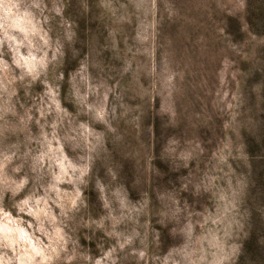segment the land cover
Wrapping results in <instances>:
<instances>
[{
  "label": "clouds",
  "instance_id": "9594fccd",
  "mask_svg": "<svg viewBox=\"0 0 264 264\" xmlns=\"http://www.w3.org/2000/svg\"><path fill=\"white\" fill-rule=\"evenodd\" d=\"M101 7L116 16V5ZM66 9V0H0V264H121L129 257L133 264H238L249 189L240 166L248 167V157L234 147L228 124L202 170L201 143L169 139L170 171L186 174L175 186L154 190L161 205L154 216L151 196L133 199L113 168L104 170L108 182L99 173L93 177L107 137L124 138L116 122L137 117L127 119L132 109L87 53L66 75L69 52L73 59L80 55ZM108 35L114 37L111 30ZM8 136L17 139L5 142ZM90 188L99 203L96 216L88 213ZM153 220L177 242L163 249L156 227L161 251L150 254ZM80 230L110 243H96L95 254L86 251Z\"/></svg>",
  "mask_w": 264,
  "mask_h": 264
},
{
  "label": "rangeland",
  "instance_id": "374dc122",
  "mask_svg": "<svg viewBox=\"0 0 264 264\" xmlns=\"http://www.w3.org/2000/svg\"><path fill=\"white\" fill-rule=\"evenodd\" d=\"M66 3L65 16L78 33L75 47L80 52L76 59L69 52L66 75L87 53L90 62L104 69L101 75L111 77L109 83H115L132 109L127 119L137 117L134 122H116L124 138L115 141L111 135L107 137L106 154L97 161L93 177L99 173L108 182L104 170L113 168L119 175L117 182L129 188L133 199L142 193L151 196L150 215L154 216L161 208L154 190L175 186L177 176L186 174V170L170 171L164 151L169 139H178L181 146L201 143L205 154L197 164L202 170L209 153L226 134L223 125L228 124L227 134L234 147L246 150L248 157V167L240 166L249 189L241 235L244 248L238 264H264V0ZM101 4L116 5V16ZM109 30L114 37L108 35ZM125 67H129L127 73ZM93 75H97L95 70ZM38 90L39 85L33 89ZM14 139L8 136L5 142ZM87 195L91 204L88 213L99 215L97 194L90 188ZM156 227L161 231L163 249L177 242L153 220L146 241L150 254L161 251L155 246ZM78 235L82 248L93 254L96 243H110L99 233L93 236L80 230ZM85 235L91 241L85 240ZM133 261L129 257L121 264Z\"/></svg>",
  "mask_w": 264,
  "mask_h": 264
}]
</instances>
